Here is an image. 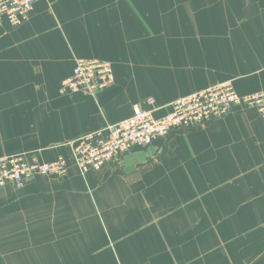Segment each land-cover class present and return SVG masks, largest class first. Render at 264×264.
<instances>
[{"label":"crops","instance_id":"obj_1","mask_svg":"<svg viewBox=\"0 0 264 264\" xmlns=\"http://www.w3.org/2000/svg\"><path fill=\"white\" fill-rule=\"evenodd\" d=\"M77 57L111 62L114 84L61 93ZM227 80L240 94L264 90V0H39L21 25L6 22L0 156L63 158L69 170L49 179L62 194L43 193L38 176L0 187V217L51 245L49 257L0 264H264L256 109L237 105L223 119L173 130L100 172L82 174L74 162L80 137L129 118L135 104L155 98L160 117L175 99Z\"/></svg>","mask_w":264,"mask_h":264},{"label":"built area","instance_id":"obj_2","mask_svg":"<svg viewBox=\"0 0 264 264\" xmlns=\"http://www.w3.org/2000/svg\"><path fill=\"white\" fill-rule=\"evenodd\" d=\"M39 0H0V29L6 22L21 25ZM111 62L100 58L77 57L72 73L62 81L61 93L77 91L95 94L114 84ZM148 108L135 104L133 114L120 122L87 133L74 145V162L82 174L100 171L135 147H148L165 139L173 130L197 128L226 117L235 106L256 109L264 120V90L240 94L233 81L227 80L181 96L169 110L157 117L156 100L149 97ZM68 162L57 159L43 162L25 155L0 156V187L23 188L35 176L64 177Z\"/></svg>","mask_w":264,"mask_h":264},{"label":"rangeland","instance_id":"obj_3","mask_svg":"<svg viewBox=\"0 0 264 264\" xmlns=\"http://www.w3.org/2000/svg\"><path fill=\"white\" fill-rule=\"evenodd\" d=\"M38 177L46 179L44 180V182H42V184L40 183L41 185L40 189L43 193H51V194L61 193L62 194L63 191H65L63 190V188H60L61 187L60 185L49 180L52 177L43 176V175L38 176ZM83 177L85 178L86 176H83ZM76 192L82 193L83 191L79 190ZM16 225L18 226V222L17 220H15V217L13 218H11L10 216L6 218L0 217V261L3 262L5 259L7 260L9 256H11V259H16V258L21 259L22 257L25 256V254L28 258H31V256L35 258L37 254L40 255L42 253H44L45 258L49 257L48 255L51 252V250H48V249L51 248V245H36L37 241H43L46 239L50 240L49 235L21 234L18 231V228L16 227ZM68 236L69 234H67V232H65L64 234L60 233V235H53L51 240L57 239L56 241H61L64 238H67ZM81 236L82 234L75 235V238H76L75 241L78 242V238H80ZM252 236H254V234ZM109 241H110V238H109ZM81 242H82V239H81ZM256 243L258 244L259 242L257 241ZM113 247L114 246H111V245L108 246L109 249Z\"/></svg>","mask_w":264,"mask_h":264}]
</instances>
